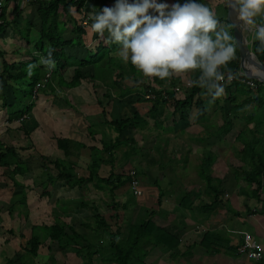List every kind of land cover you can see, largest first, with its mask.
Returning a JSON list of instances; mask_svg holds the SVG:
<instances>
[{"label": "crops", "instance_id": "0c3cea01", "mask_svg": "<svg viewBox=\"0 0 264 264\" xmlns=\"http://www.w3.org/2000/svg\"><path fill=\"white\" fill-rule=\"evenodd\" d=\"M56 1L55 10H44ZM0 2L4 26L0 30V144L15 149L17 163L25 169L16 171L13 160L8 167L0 165V264H83L82 257L89 256L91 264H116L106 240L92 231L97 214L113 233L118 231L122 242L132 224L151 223L148 230L153 235L137 243L133 264H264V84L247 77L240 60L237 79L225 84V95L213 101L205 88L189 83L199 78V69L183 78L144 77L130 61L120 58L117 44L105 43L107 32L101 37L92 31L90 13L113 7L116 0H85L81 8L75 0ZM185 2L157 0L170 6ZM200 4L215 13L233 43L226 21L227 0H200ZM255 20L264 24V14ZM254 36L245 27L252 54L255 45L264 46ZM55 40L65 44L59 64L52 56ZM49 49L55 62L51 70L41 63L42 57L48 59ZM238 58L235 45L234 58L221 71ZM256 59L264 65V54ZM83 61L88 63L80 66ZM6 66L17 69L16 74L38 72L44 76L41 81L46 75L49 78L33 91L32 99L20 98L14 105L18 86L14 80L5 81L7 75H15ZM77 70L81 80L70 87L67 84ZM239 76L253 81L254 87ZM192 88L199 91L184 120L165 106L159 107L160 115L149 116L156 93L171 89L176 100H183ZM29 104L32 108L26 116L9 120L10 114ZM133 114L146 124L125 131L120 146L105 153L103 145L118 136L109 123ZM58 140L69 142L68 157ZM117 151L124 162L117 159ZM43 158L71 163L67 173L76 180L89 176L93 159L100 160L99 178L123 174L120 170L126 162L134 161L140 165V194L134 195L130 185L121 187L115 191L119 208H114L106 189H96L89 182L70 187L55 179L57 171L51 164L44 165ZM55 224L68 234L69 227L83 236L82 248L90 250L83 249L78 256V246L60 249L46 238L45 230L33 231ZM37 235L40 244L36 255L30 256L28 243ZM247 235L261 245V260L238 254Z\"/></svg>", "mask_w": 264, "mask_h": 264}, {"label": "clouds", "instance_id": "9594fccd", "mask_svg": "<svg viewBox=\"0 0 264 264\" xmlns=\"http://www.w3.org/2000/svg\"><path fill=\"white\" fill-rule=\"evenodd\" d=\"M237 18L254 40L264 43V24L255 18L264 14V0H229ZM158 15L150 14L149 10ZM91 29L104 37L105 43L119 46V56L131 62L144 77L161 80L177 76L185 77L197 69L200 76L189 83L206 89L213 101L225 95V72L221 68L234 58L232 36L219 27L215 13L207 6L187 0L183 5L157 3V0H116L113 7H104L98 13H90ZM41 58L53 69L55 62ZM32 66H29L31 71ZM235 73L227 72V82Z\"/></svg>", "mask_w": 264, "mask_h": 264}, {"label": "trees", "instance_id": "16d2710c", "mask_svg": "<svg viewBox=\"0 0 264 264\" xmlns=\"http://www.w3.org/2000/svg\"><path fill=\"white\" fill-rule=\"evenodd\" d=\"M85 0H75L74 5L77 8H81L84 4ZM187 2V0H186ZM195 2L200 3V0H196ZM57 1L56 2H51L49 3V7L45 8L44 10H55L57 7ZM3 9V8H2ZM2 17V14H1ZM44 21H47L44 19ZM4 26L0 24V30H2ZM58 44V46H57ZM234 47H235V42H233ZM52 46L54 49V53L52 54L53 58L58 64L60 63L59 61L61 58H63V47L65 44L62 42L59 43L57 40L52 42ZM58 47V49H57ZM253 54L256 58H258L260 55L264 54V46L262 45H255L253 49ZM57 58V59H56ZM66 64V61H64ZM87 61L81 62L79 65L83 66L87 64ZM64 63L60 64V67L64 68L66 65ZM238 65H239V58L236 61H233L230 63V66L228 69H224L222 72L225 71L228 72L230 70L232 73H237L238 70ZM6 71H12L14 68L13 67H5ZM14 74L15 75H7L5 77V81L7 80H14L15 84L18 86L17 90L19 93H23V98L26 99H32L33 97V91L35 89V86L41 82V78L44 76H40L38 72L32 74L28 73L27 71H21L20 74H16L17 69H14ZM82 75L80 72L77 70L74 73V76L72 78V81L68 83L67 85L70 87L76 86L79 81L81 80ZM4 79V77H2ZM26 80V81H25ZM17 81V82H16ZM117 85V84H116ZM261 85V84H259ZM45 86V85H44ZM41 88H38L40 90ZM26 90L28 91L27 93ZM199 91V89H191V92L188 96H186L183 100H176L174 98V93L171 89L168 91H165L163 95L156 93L154 96L153 100V106L149 110V116L152 118H155L156 116L160 115V109L159 107H168L173 109V114L176 115L180 121L184 120L185 118V111L188 110L191 106V101L194 97V95ZM21 98V97H20ZM21 100L16 99V102L14 105L20 103ZM12 107V106H11ZM32 104H29L25 106L23 109L13 112L9 116V120L12 119H19L21 117L26 116L31 111ZM110 126L114 129V131L117 133V138L113 142H108V144L103 145V151L105 153H113L114 150H116L120 146V140L119 137L127 130L135 129V128H141L146 124V121L140 118L139 115L133 114L132 117L125 118L120 121H114L109 123ZM156 126H160L157 122ZM59 148H62L64 150V153L66 157L69 156L70 154V149L71 147L69 146V142L66 140H58L57 141ZM1 148L3 147L2 144H0V165L3 167H8L11 164L10 160H13V163L16 164L18 159L15 154V149L12 148H5L4 151L2 152ZM44 162V165L51 164L53 168L57 171V175L55 179L58 180H64L68 185L71 187L74 184L78 183L79 185L82 184L83 182H89L94 184V188L96 189H106L108 193L109 199L112 201V205L114 208H119V204L115 202V191L120 189L121 187H125L130 185L131 179L129 177V174H114L111 173L109 177L107 178H99L97 175L99 165H100V160H92L91 164L89 165V176L86 179H77L73 177L72 175H69L67 172L71 170V163H66L62 160H54L50 161L45 158L42 159ZM12 163V164H13ZM21 164H16V171L24 172V167L20 166ZM123 173V172H122ZM258 176H259V171L256 172V176L252 178V182L258 183ZM136 177H138V173L136 172ZM53 177H50L49 180H53ZM94 220V230H92L96 235H99L101 238L106 240V245L109 247L111 250L113 256V261L116 264H133L132 263V256L133 252L136 248L137 243L141 241L142 238L145 237H150L153 235L151 231L148 230V228H152L150 222H145L143 224H132L129 227L128 234H127V240L125 242H122L117 239V232H112L111 231V226H109L105 219L102 216H99L98 214L93 216ZM70 234L65 232V229L63 228L62 225L55 224L51 227L48 228H33V231H42L45 230L44 233L46 234V238L50 239L51 242L56 243L60 249L68 247L70 245L78 246L79 247V253L78 256L80 255V252L84 249L85 251H89L90 247L88 246L87 248H82V243L85 242V238L83 236L75 234L74 230L71 228H67ZM138 240V241H137ZM39 236H32L31 240L28 243L29 250L28 253L30 256H35L37 252V248L39 246ZM100 249L99 251L102 252V246L99 245ZM97 251V250H96ZM101 252H99L101 254ZM96 253V252H95ZM94 253V254H95ZM93 254V253H92ZM89 256V255H88ZM84 260L83 264H91L92 262V256L89 257H82Z\"/></svg>", "mask_w": 264, "mask_h": 264}, {"label": "water", "instance_id": "95a60500", "mask_svg": "<svg viewBox=\"0 0 264 264\" xmlns=\"http://www.w3.org/2000/svg\"><path fill=\"white\" fill-rule=\"evenodd\" d=\"M226 21L231 27L234 42L238 49L241 70L247 77L264 84V65L251 53L245 37V27L237 18V13L230 5L229 0H227Z\"/></svg>", "mask_w": 264, "mask_h": 264}, {"label": "built area", "instance_id": "2783aa9c", "mask_svg": "<svg viewBox=\"0 0 264 264\" xmlns=\"http://www.w3.org/2000/svg\"><path fill=\"white\" fill-rule=\"evenodd\" d=\"M1 12H2V3L0 2V16H1ZM83 24H86V23H83ZM48 78H49V75H46L44 80L39 82L35 86L34 90H37L38 88L43 87L44 86L43 83L46 82L48 80ZM239 78L241 79L243 77L239 76ZM236 79L237 78L235 76V78L232 79L231 82H227V74H225V81L222 82V83L230 84V83L234 82ZM241 80L246 85H248L249 87H254V85H255L253 81L245 80V79H241ZM128 174H129V177L131 179L130 186H131V190H132L133 194L134 195H139L140 194V191L138 190L139 183H138V180H137V177H136V172L134 170H130V172ZM237 252H238V254L245 255V256L249 257L250 259H252V260L259 261L262 258L263 250H262L261 245H259L258 243L254 242L250 235H247L245 237L244 244H242L241 246L238 247Z\"/></svg>", "mask_w": 264, "mask_h": 264}, {"label": "rangeland", "instance_id": "374dc122", "mask_svg": "<svg viewBox=\"0 0 264 264\" xmlns=\"http://www.w3.org/2000/svg\"><path fill=\"white\" fill-rule=\"evenodd\" d=\"M28 91L26 90V92L25 93H27ZM16 96H17V98H15V99H18V100H21L20 99V97L23 99V93H18V94H16ZM28 98V97H27ZM23 100H25V99H23ZM30 100H26V103H28ZM22 106V105H21ZM13 110H14V108H13ZM117 159H119V162L120 163H122V162H124V160H123V158L122 157H120V152L119 151H117ZM167 164H165V166H166ZM121 167V166H120ZM123 167H124V165H123ZM131 167H134L133 169H131ZM130 170H134L135 172H136V170H137V172H138V176H140V165H138L136 162L134 163V161H130L129 163L128 162H126V164H125V168L123 169V170H120V172L122 173L123 172V175L124 174H128L129 172H130ZM142 173V172H141ZM161 182H162V180H161ZM160 182V183H161ZM164 184H167V182L166 183H164ZM127 187V186H126ZM105 198L108 200V198H107V196H105Z\"/></svg>", "mask_w": 264, "mask_h": 264}, {"label": "bare ground", "instance_id": "6f19581e", "mask_svg": "<svg viewBox=\"0 0 264 264\" xmlns=\"http://www.w3.org/2000/svg\"><path fill=\"white\" fill-rule=\"evenodd\" d=\"M252 70V69H251Z\"/></svg>", "mask_w": 264, "mask_h": 264}]
</instances>
